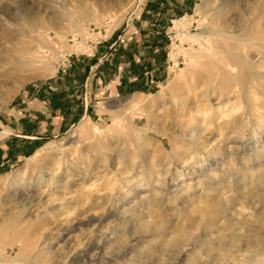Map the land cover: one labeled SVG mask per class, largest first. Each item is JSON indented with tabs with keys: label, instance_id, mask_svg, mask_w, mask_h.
I'll return each mask as SVG.
<instances>
[{
	"label": "rangeland",
	"instance_id": "rangeland-1",
	"mask_svg": "<svg viewBox=\"0 0 264 264\" xmlns=\"http://www.w3.org/2000/svg\"><path fill=\"white\" fill-rule=\"evenodd\" d=\"M151 1L166 12L146 13L144 0L130 22L132 0H0V53L40 48L36 59L58 67L10 94L32 71L0 64V130L41 138L0 137V264H264V26L247 43L233 33L259 5L264 24V0H207L204 13L201 0ZM119 37H158L149 83L94 92L81 121L82 88L70 85ZM191 71L203 82L150 108L156 122L133 107ZM48 144L58 149L34 167Z\"/></svg>",
	"mask_w": 264,
	"mask_h": 264
},
{
	"label": "bare ground",
	"instance_id": "bare-ground-1",
	"mask_svg": "<svg viewBox=\"0 0 264 264\" xmlns=\"http://www.w3.org/2000/svg\"><path fill=\"white\" fill-rule=\"evenodd\" d=\"M139 1L140 0H132L130 10H132V9L133 10H132V12L129 10L131 12V14L134 12V10L137 6V3ZM206 1L207 0H201V5L198 6L199 12L204 13ZM142 5H143V2L140 6H142ZM131 14L129 16H131ZM261 16H262V5H259L258 12H256L254 14V17L249 20L248 24H246L244 26V28H242V31L235 30V31H233V33L237 34L239 32L240 33L243 32L244 37L250 36V35H252L251 34L252 25L256 22H258L257 27L262 30L264 24L262 23ZM246 38H248V40L247 39H240L239 40L240 43H242V42L247 43L250 38L249 37H246ZM12 40H14V38H12ZM246 46H248V45H246ZM74 50H75L74 48L71 49V51H74ZM41 51H40V48H37L35 51H31V49H29L28 47L23 45V46H16V47H14V49L7 51L5 53H0V64H3L5 66H12L14 71L15 70H19L20 72L25 71V70L32 71V72H30L29 75L27 74V76H26V74H25V76H19L20 74L18 76H16L18 83H16L15 85L13 84V86L11 88L12 91H10V94L18 92L22 88V86L24 84H26L27 82L35 81L37 79H48V78L53 77L57 73L58 67H56L54 64L43 62L42 58L36 59L38 57H41L40 53H43V51L42 52ZM63 58H64V56L59 55L60 62H62ZM203 80H204V78H202L200 73H198V72H195V71H191L189 73L180 72V74L179 73L176 74L170 80V82L167 85L163 86V88L166 90V92L168 94V97L166 95H162V94L144 95V94L140 93L139 96H133L130 100L132 101L134 108H137L138 110H140L143 113L142 115H146L148 117L149 121L154 123V122H156L157 119L155 116H153L151 114L152 112L150 111V108L153 109L154 107H159V106L161 107L164 103H166V101L168 99L170 100V102H172L173 100H174L173 102H177V99H180L182 101V103L187 101L188 97H186V98H184V97L186 95H189L192 90L196 89V87L200 83H202ZM206 89H208V87H206ZM261 93H263V92H261ZM225 95H226V93L222 92L220 97L225 96ZM87 128H81V130L79 132L84 133L85 131H87ZM2 131H6V132H8V131L7 130H0V137H5L6 134ZM163 132L164 131H162L160 129L156 131V133H158L161 136H164ZM139 133H141V132H139ZM143 133H144V131H143ZM53 144H50V145L48 144V145L44 146L43 148L38 150L37 153L30 159V161L32 163H34V165H35L34 167H36L38 162H40V164H41L42 162H45L44 160H47L48 157H50L54 154V151L58 148L55 147ZM149 146H150V144L147 142L143 145V147H149ZM162 148L163 147H161V149H160L161 151L163 150ZM96 151H98V150H96ZM99 152H100V150H99ZM32 168L33 167H30L29 164H27V166H25L24 169H22L20 172L13 175V177H12L13 181L8 182V184H11L12 186L15 184V186H16V183H18L20 180H22L26 176V174H28L32 170ZM1 179H4V178L1 177L0 180ZM12 188H16V187L13 186ZM31 203L32 202H28V205ZM18 220H19V217L15 216L14 221L18 222ZM32 230H33L32 228H31V230L29 229V232L32 233L34 231V230L33 231ZM34 234H33V236H34ZM100 245H102V242H101V244H99V246ZM119 257L123 258L124 255L123 254L119 255ZM79 258H80V256L77 255L76 257L73 256L71 260L74 263ZM114 258H116V257H114Z\"/></svg>",
	"mask_w": 264,
	"mask_h": 264
},
{
	"label": "crops",
	"instance_id": "crops-1",
	"mask_svg": "<svg viewBox=\"0 0 264 264\" xmlns=\"http://www.w3.org/2000/svg\"><path fill=\"white\" fill-rule=\"evenodd\" d=\"M148 6L149 13H152L153 15L160 16L163 12H166L165 9L154 6V3H152L151 0H149V3L147 4V7ZM159 42L160 41L158 40V37H155L153 39V42H151L153 44L148 45L142 43L135 46L134 43L120 42L113 48L114 44L116 43L115 42L111 44V46L108 47L104 53H101L102 57L100 59H102L111 51V55L94 70H92V67H94V65H96L100 59L98 58V61L93 60L96 62L91 65L89 70L87 71V74L84 77V83L81 81L79 82V78L77 77V80H73L70 85L71 89L74 90L75 93H78L79 89L82 88L81 99L82 104H84V114L82 119L85 117L87 118L90 113V103L94 92H97L98 90H101L103 88L107 90L114 88L117 91L125 92L131 87L132 84L138 85L144 82L145 79L147 80L148 77H146V73H149V71L147 72L146 70L150 69L151 66L155 68V58H157L159 52L162 51V47L159 45ZM134 48L137 50L134 51ZM150 54L153 58L147 57V55ZM124 58L125 61H122V59ZM120 60L123 63H121ZM110 70L114 74L108 75L107 72H109ZM146 83H149L148 80ZM53 90H55V87L53 88ZM52 103V112L55 111L57 115H63L62 120H65L64 116L67 115V113L63 112L62 107L57 106L54 100L52 101Z\"/></svg>",
	"mask_w": 264,
	"mask_h": 264
},
{
	"label": "water",
	"instance_id": "water-1",
	"mask_svg": "<svg viewBox=\"0 0 264 264\" xmlns=\"http://www.w3.org/2000/svg\"><path fill=\"white\" fill-rule=\"evenodd\" d=\"M144 0H140L138 3H137V6L134 10V12L132 13V15L130 16L129 18V21L131 22L133 20V18L136 16V13L140 7V5L142 4ZM121 37H119V39L116 41V43L114 44L113 48L119 43V40H120ZM111 55V51L106 54L102 59L99 60V62L94 65V67H92V70H94L95 68H97L101 63H103L109 56ZM85 118L81 119V121H83ZM80 121V122H81ZM6 134V136H9V137H16V138H19V139H26V140H40L41 138L39 137H34V136H26V135H21V134H17V133H14V132H11V131H2Z\"/></svg>",
	"mask_w": 264,
	"mask_h": 264
},
{
	"label": "trees",
	"instance_id": "trees-1",
	"mask_svg": "<svg viewBox=\"0 0 264 264\" xmlns=\"http://www.w3.org/2000/svg\"><path fill=\"white\" fill-rule=\"evenodd\" d=\"M149 12V6L147 7V9H146V13H148ZM148 43L150 42V41H147ZM147 43V44H148ZM151 44V43H150ZM149 45V44H148ZM86 71H88L87 69H85ZM142 72H144V71H142ZM146 85V82L144 81V82H142L141 84H138V85H136V84H132L131 85V87L129 88V91L130 92H134V91H143V86H145Z\"/></svg>",
	"mask_w": 264,
	"mask_h": 264
}]
</instances>
